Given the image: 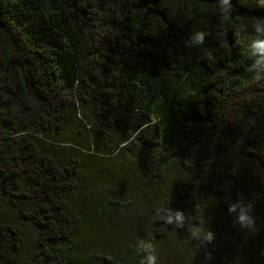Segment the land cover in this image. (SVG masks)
Wrapping results in <instances>:
<instances>
[{
  "label": "trees",
  "instance_id": "16d2710c",
  "mask_svg": "<svg viewBox=\"0 0 264 264\" xmlns=\"http://www.w3.org/2000/svg\"><path fill=\"white\" fill-rule=\"evenodd\" d=\"M232 2L236 16L264 15L256 0ZM248 43L237 22L178 19L162 0H0V264H140L138 245L106 247L79 234L113 231L134 210L130 201L174 167L183 190L139 203L133 226L145 230L158 264H206L217 252L223 264H250L247 237L264 241V81L248 82ZM139 140L137 190L99 192L97 160ZM213 195L224 243L211 233L169 262L166 241L199 235ZM166 209L171 222L161 219Z\"/></svg>",
  "mask_w": 264,
  "mask_h": 264
},
{
  "label": "rangeland",
  "instance_id": "374dc122",
  "mask_svg": "<svg viewBox=\"0 0 264 264\" xmlns=\"http://www.w3.org/2000/svg\"><path fill=\"white\" fill-rule=\"evenodd\" d=\"M154 134V130L151 131V135ZM154 136V135H153ZM142 141L140 140L133 144L128 149L121 150L120 153L115 158H110L106 160H97L99 161V165L104 167V170L98 169V173L95 176L97 180V185L99 192L104 193H115L116 196L120 194H126L128 192H135L139 186L138 178L136 177L134 166V158L133 156L137 153V151L141 148ZM89 164L97 163L96 160H87ZM102 161V162H100ZM87 172V170H83ZM175 171V173L173 172ZM177 171V172H176ZM169 174H165L158 178L157 182H152V187L150 188V184H148V195L146 198L134 201H130L132 205V209L130 212L127 210L120 216L119 224L114 227L113 231H107L103 229H96V230H82L79 234L80 236H84L87 238L88 241L92 243L99 242L104 244L107 247V244H114L115 247L123 246L125 244H129L130 246H137L138 241L145 240L146 236L144 235V229L139 228L135 230L133 227L136 224V218H139V209L141 208L140 204L142 205L147 204H157V203H164L167 199L173 198L176 196L179 191L183 190L182 183L185 182L184 178L179 177L177 173L179 170L177 168H170L167 170ZM173 174V175H171ZM176 174V175H175ZM153 175V174H151ZM79 178L83 181L86 185L89 182L90 176L88 173H82L79 175ZM140 196V195H139ZM135 195L131 194L129 198H134ZM171 198V199H173ZM170 199V200H171ZM220 199L215 198V196H211L208 200H205V208L203 209V217L200 221V234L199 235H192L189 244L181 245L176 244L174 241L175 239L166 241V247L164 250L163 255L165 252L168 251L169 262H172L175 258V254H178L181 258V254H186L190 249L192 250L193 243L196 239H200L203 237H207V235L217 234L214 236L217 240L220 241V244L224 243V237H219V229L226 225L222 216V208L219 205ZM96 203V202H95ZM78 205V202H75ZM92 205V203H91ZM90 205V206H91ZM222 210V211H221ZM76 213V211H74ZM185 218L180 221L181 223H185ZM133 227V228H132ZM144 232V233H143ZM181 227L178 226L174 228L173 234L175 236H180ZM247 237L246 244H247V251L246 253H242V255H249L252 258V262L249 261L250 264H264V241L261 239L253 238V236L249 235ZM173 244H172V243ZM81 240H78V244H82ZM136 243V244H135ZM176 244V245H175ZM219 244V245H220ZM106 247L98 246L97 249H103ZM238 251V250H235ZM242 255H237V257H242ZM224 256L221 253H216V256L212 257L206 264H223ZM168 262L166 261L165 264ZM235 264H243L242 260L236 259L233 260ZM175 264H179L178 261Z\"/></svg>",
  "mask_w": 264,
  "mask_h": 264
},
{
  "label": "clouds",
  "instance_id": "9594fccd",
  "mask_svg": "<svg viewBox=\"0 0 264 264\" xmlns=\"http://www.w3.org/2000/svg\"><path fill=\"white\" fill-rule=\"evenodd\" d=\"M256 2L258 5L264 6V0H256ZM162 5L178 19L180 17L192 19L210 13L219 19L221 28L225 24L231 25L237 22L239 31L245 33L249 41L247 59L251 63L247 64L246 71L250 74L251 79L248 82L264 81V15L243 14L236 16L232 0H162ZM200 22L203 23V21ZM206 35V29H196L195 40L204 44ZM219 40L222 47L227 49L228 43L224 40L223 31L220 32ZM3 47L9 55L12 54L13 50L10 45L5 44ZM165 211L167 216H163L161 219L171 222V211L167 209ZM175 216L177 221L183 219L179 211ZM244 219L245 217L241 216V220ZM137 251L145 253L140 259V264H158L156 249L151 242L138 241Z\"/></svg>",
  "mask_w": 264,
  "mask_h": 264
},
{
  "label": "water",
  "instance_id": "95a60500",
  "mask_svg": "<svg viewBox=\"0 0 264 264\" xmlns=\"http://www.w3.org/2000/svg\"><path fill=\"white\" fill-rule=\"evenodd\" d=\"M235 4H236V3H235ZM238 6H239V5H238ZM240 9H241V10H247V11H253V12H254V10H251V9H248V8H244V7H241V6H240Z\"/></svg>",
  "mask_w": 264,
  "mask_h": 264
}]
</instances>
